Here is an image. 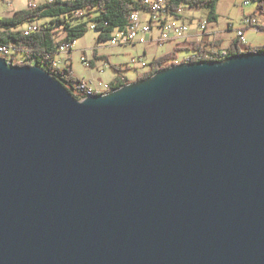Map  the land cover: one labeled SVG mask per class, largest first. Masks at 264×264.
Instances as JSON below:
<instances>
[{"label": "water", "instance_id": "95a60500", "mask_svg": "<svg viewBox=\"0 0 264 264\" xmlns=\"http://www.w3.org/2000/svg\"><path fill=\"white\" fill-rule=\"evenodd\" d=\"M0 264H264V51L83 99L0 56Z\"/></svg>", "mask_w": 264, "mask_h": 264}, {"label": "trees", "instance_id": "16d2710c", "mask_svg": "<svg viewBox=\"0 0 264 264\" xmlns=\"http://www.w3.org/2000/svg\"><path fill=\"white\" fill-rule=\"evenodd\" d=\"M254 1L257 2L258 9L264 13V0ZM216 2L217 0H167L168 6L166 10L169 12V15L179 18L178 12L184 4H189L191 7L204 5L211 8L212 12L209 21H214L217 18V14L214 11ZM93 9L97 10V14L88 18V20L82 19L76 23H71L67 20L68 18H83ZM143 9L146 10L148 8L142 0H47L40 5H31L26 9H20L11 17L0 16V43H7L14 47L16 52L14 59H16L19 52H23V61L18 62L16 59L12 64L33 65L37 63L67 86L75 97L81 98L82 94L76 92V85L82 78L73 74L71 66H53L56 56L60 53L59 49L61 45L68 44L70 46L69 52H71L74 43L86 35L91 23H94L95 29L99 30L98 42L110 41L117 30L126 28L130 21V14L133 11ZM79 11L84 12L80 15L76 14ZM42 20L43 23H40ZM33 22H38L40 27L25 35L23 26L25 27L27 24ZM257 27L264 30V25H257ZM60 28L61 30H59ZM187 48L198 52L195 57L190 58V61H220L228 56L244 52L241 50V46H239L238 36L231 40L230 48L225 52L214 51L195 43ZM182 49L184 48H176L174 51L154 57L149 63L150 67H148V70L141 73L137 77V80L146 79L156 71L158 72L165 67L174 65L173 61L177 58V52ZM245 51H264V45H247ZM94 55L98 60L109 62L107 55H98L96 50H94ZM186 60L187 56L182 58L181 62ZM94 65L95 63L92 61V66ZM112 65L118 71L115 80L111 81L112 87L116 89L129 83L130 80L122 73L123 69L121 65Z\"/></svg>", "mask_w": 264, "mask_h": 264}, {"label": "rangeland", "instance_id": "374dc122", "mask_svg": "<svg viewBox=\"0 0 264 264\" xmlns=\"http://www.w3.org/2000/svg\"><path fill=\"white\" fill-rule=\"evenodd\" d=\"M46 1L47 0H0V16L11 17L20 9H26L31 5H40ZM214 11L217 14V18L214 21H209L212 12L210 7L204 5L200 7H191L189 4H184L178 12L180 17L177 18L173 15L171 20L176 25L185 23L189 25L190 29H199L203 21H208V31H214L215 35L220 38L218 44L213 43L211 50L223 52L230 48L231 40L237 37V29L243 24L246 17L255 18L259 25H264V13L258 9L257 2L254 0H217ZM96 14L97 10L93 9L83 18H68L67 20L71 23H76L78 20H88V18ZM141 15L144 20L148 18V15L143 11ZM40 23H43V20L40 21ZM229 24H231V26H229ZM59 30H61V28ZM153 31L156 34L160 32V29L155 25ZM98 35V29L89 27L86 35L82 36L74 43L71 53L63 51L61 54L62 57L71 54L70 61H73L75 73L85 78L86 81H89V84L97 90L101 89V87L98 86L99 82L111 83V81L113 82L117 77L118 71L113 68L112 64L121 65L123 69L122 73L132 82L136 81L141 73L148 70V67H150L149 63L154 55L159 57L168 50L166 44L161 46H150L148 47V52L145 54L144 51L146 46L150 43L113 45L110 41L98 42ZM245 36V42L250 46L264 45V30L259 27L248 26L245 28ZM187 47L177 52V58L179 60L194 53L193 49H188ZM95 48H97L96 51L98 55H107L109 62L97 59L94 66H85L81 60V55L83 54L88 60L91 58L96 59V57L93 56V50ZM16 59L18 62H22L24 59L23 52H19ZM140 60L147 63V66H143Z\"/></svg>", "mask_w": 264, "mask_h": 264}, {"label": "built area", "instance_id": "2783aa9c", "mask_svg": "<svg viewBox=\"0 0 264 264\" xmlns=\"http://www.w3.org/2000/svg\"><path fill=\"white\" fill-rule=\"evenodd\" d=\"M52 1V0H49ZM145 5H147L146 10H136L133 11L130 14V21L128 22L126 28L117 30L114 36H112L110 42L113 45H124V44H135V43H143L148 44L152 41H154L158 46L163 45L167 41L171 39H175L177 37L184 36L188 30L189 25L182 23L180 25L174 24L173 21H170L168 19L169 12L166 10L167 0H142ZM144 12L148 15V18L144 20V18L141 15V12ZM84 11H79L76 14L80 15L83 14ZM208 21H203L200 24V29L205 32L208 26ZM158 26L160 29V32L158 36L153 39L154 37V26ZM259 25L257 19L255 18H249L246 17L243 21V24L237 29V36L239 37V46H241V50L245 51L247 48L245 39V28L248 26L250 27H257ZM231 26V24H229ZM40 27V24L38 22H33L27 24L25 27L23 26L24 34L27 35L35 30H37ZM91 28H95V24H90ZM70 46L68 44H62L60 47V52L68 51L69 52ZM197 51H195L193 54L187 56L186 61H190L191 57H195ZM15 50L12 45H8L7 43H0V56H3L8 59L10 63H13L14 57H15ZM70 62V57L68 58ZM81 60L85 64V66L92 65L91 60H88L87 57H85L83 54L81 55ZM182 60V59H181ZM178 58H176L173 62L175 64H178L181 62ZM143 66H147V63L143 62V60H140ZM54 67H59L58 63L55 61L53 64ZM101 89L97 90L93 88L89 82L85 80H80V82L76 85V92L82 94V97L84 98L87 95H90L92 93L97 92H108L111 90H114L110 82L107 83H101L99 82V85ZM82 98V99H83Z\"/></svg>", "mask_w": 264, "mask_h": 264}, {"label": "crops", "instance_id": "0c3cea01", "mask_svg": "<svg viewBox=\"0 0 264 264\" xmlns=\"http://www.w3.org/2000/svg\"><path fill=\"white\" fill-rule=\"evenodd\" d=\"M172 15H170L169 17H168V19L170 20V21H172L171 19H172ZM158 34L159 33H154V37H153V39H155L157 36H158ZM219 36H217V35H215V33H214V31H208V26H207V29L205 30V32L204 31H202L201 29H200V27H199V29H190L189 28V30H188V32L184 35V36H182V37H177V38H175V39H171V40H169V41H167L166 43H164V44H166L167 46H168V50L166 51V52H170V51H174L176 48H185V47H189L191 44H193V43H195V44H200V45H202L203 47H206V48H208V49H211L212 48V46H213V43L214 44H218V42H219ZM149 44V43H148ZM163 44V45H164ZM150 46H157V44L154 42V41H152V42H150V44L149 45H147L146 46V49H145V51H144V53L146 54V52H148V47H150ZM221 48V47H220ZM94 50H97V48H95ZM94 50H93V56H95L94 55ZM71 52H72V50H71ZM70 52V53H71ZM165 52V53H166ZM61 54H62V52H60L57 56H56V62L58 63V66L59 67H65V66H71V68H72V72H73V74L74 75H76V76H78V77H80L79 75H77L76 73H75V71H74V68H73V61L71 60L70 62H69V60H68V58L70 57V55L71 54H67L65 57H62L61 56ZM157 55H154L153 57H152V59L154 58V57H156ZM151 59V60H152ZM91 60V63H92V61L96 64V60L97 59H94V58H91L90 59ZM80 78H82V77H80ZM83 80H85L86 81V79L85 78H82ZM87 82H89V81H87Z\"/></svg>", "mask_w": 264, "mask_h": 264}, {"label": "bare ground", "instance_id": "6f19581e", "mask_svg": "<svg viewBox=\"0 0 264 264\" xmlns=\"http://www.w3.org/2000/svg\"><path fill=\"white\" fill-rule=\"evenodd\" d=\"M104 93V92H103Z\"/></svg>", "mask_w": 264, "mask_h": 264}]
</instances>
